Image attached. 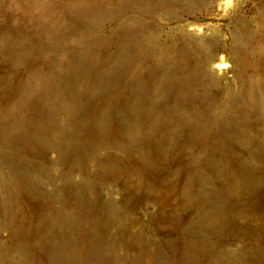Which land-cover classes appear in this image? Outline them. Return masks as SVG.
<instances>
[{
  "label": "rangeland",
  "instance_id": "374dc122",
  "mask_svg": "<svg viewBox=\"0 0 264 264\" xmlns=\"http://www.w3.org/2000/svg\"><path fill=\"white\" fill-rule=\"evenodd\" d=\"M0 264H264V0H0Z\"/></svg>",
  "mask_w": 264,
  "mask_h": 264
},
{
  "label": "bare ground",
  "instance_id": "6f19581e",
  "mask_svg": "<svg viewBox=\"0 0 264 264\" xmlns=\"http://www.w3.org/2000/svg\"><path fill=\"white\" fill-rule=\"evenodd\" d=\"M193 250V249H192ZM191 252V251H190ZM188 257H190V256H188ZM186 259V258H185ZM189 259V258H188ZM191 260V259H190Z\"/></svg>",
  "mask_w": 264,
  "mask_h": 264
}]
</instances>
